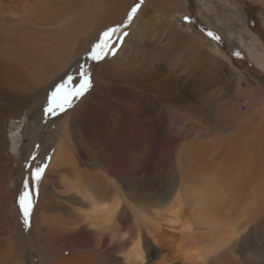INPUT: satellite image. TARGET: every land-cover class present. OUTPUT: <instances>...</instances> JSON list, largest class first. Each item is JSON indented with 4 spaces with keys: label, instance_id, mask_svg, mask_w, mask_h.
I'll use <instances>...</instances> for the list:
<instances>
[{
    "label": "bare ground",
    "instance_id": "bare-ground-1",
    "mask_svg": "<svg viewBox=\"0 0 264 264\" xmlns=\"http://www.w3.org/2000/svg\"><path fill=\"white\" fill-rule=\"evenodd\" d=\"M139 2L0 0L2 264L9 260L14 264H31V256L18 245L11 231L7 169L20 156L21 139L34 127L35 123L31 126L28 118L38 101L30 103L32 98L56 87L65 73L89 53L102 33L116 26H121V34L120 39L113 37L114 52L99 61L94 70L89 67L93 82L85 93L89 94L88 99L96 94L95 90L111 89V81L119 86L126 84L134 91L128 98L131 118L140 120L145 95L155 97L165 86V82L157 81L151 62L169 59V55L178 52V58L183 56L192 62L194 75L201 73L199 47L175 26L183 16L181 0H143L132 21L124 27L128 13ZM159 13L165 20L156 31L153 23L160 20ZM147 21L152 27L147 28ZM87 61L93 62L90 58ZM246 94L260 110L257 124L250 121L237 125L221 133L224 135L217 131L202 136L199 133L200 137L183 144L175 158L177 177L171 178L168 189L162 190L160 184L155 193L148 187V191H141L136 183L138 170H131L126 174L134 188L130 197L121 186L125 175L122 170L127 167L123 162L127 158L119 157L113 141L106 140L114 129L107 127L109 118L115 120L117 128L123 117L115 103L110 105V112L104 107L107 99H96V103L81 99L80 110L74 107L72 111L76 99L71 107L54 115L38 138H32L33 155L40 156L39 164L46 162L47 171L33 211L30 234L35 245L50 244L57 250L62 241L73 240L76 249L67 257L63 253L57 255L53 249L42 251L37 264H148L147 246L150 252H160L158 236L162 231L171 237L167 241L171 246L179 239L180 248L174 258L158 256V264H237L238 257L253 258L248 252L264 256V97L252 89ZM149 137L169 141L170 134L167 127L155 125ZM199 138L205 141L200 143ZM8 145L12 148L10 163L5 150ZM56 185V199L44 203L46 191H54ZM256 232L261 239L255 243L252 236ZM242 237L246 239L241 241L245 244L243 253L247 252L237 255L236 244ZM258 259L261 258L255 260Z\"/></svg>",
    "mask_w": 264,
    "mask_h": 264
},
{
    "label": "rangeland",
    "instance_id": "rangeland-1",
    "mask_svg": "<svg viewBox=\"0 0 264 264\" xmlns=\"http://www.w3.org/2000/svg\"><path fill=\"white\" fill-rule=\"evenodd\" d=\"M132 1L134 2L135 0ZM181 2L184 8L183 16L180 18L181 20H178L175 26L178 27H176L178 29L177 31L181 32L183 30L181 33L190 36L191 40L199 47V60H201L200 63H202L201 73L197 72L196 75H194V72L191 71L193 66L192 62L183 56L178 58L181 55L180 53L178 54V52L169 55V59H157L151 62L157 75V81H159V83L165 82V86L162 88L161 92L156 93L158 95L155 97L152 96L151 98L145 95L142 101L144 107L139 113L140 120H134L133 117L131 118L129 111L131 107L128 108L130 105L128 98L130 92L134 91L129 89L126 84L121 85L125 86V88H122L111 81L109 82L112 87L109 88L111 89L95 90L96 94H93L91 98L95 103L96 99H101V102L107 99L104 105L106 110L111 112L113 109L110 105H114L115 103L114 107L117 106L123 113V117L120 118V125L117 128L114 127L117 125L115 120L109 118L107 127L114 129L106 140L108 139L109 142L113 141L116 145L115 150L119 157L127 158L124 160L123 164H127L125 168L129 171L125 168L123 169L124 171L122 170L125 175L123 177L124 179H122L123 182H121V186L127 193V197H130V191H134V188L132 182L130 181L129 183L127 179L129 177H127L126 174H130L134 169L135 171L138 170L139 173V178L136 180V183H138L137 188H141V191L147 190L148 187V190L152 188L151 191L155 193L160 184H163L162 190L168 189V183L171 181V178L177 177L175 158L183 144H187L197 135L200 137L203 134H211L216 131L217 134L224 135L221 133L226 130L225 133H227L237 125H246V123L250 121L254 122V124L258 123L257 113H259L260 110L257 106L251 104V97L246 93L247 90L252 89L257 91L258 94H263L262 96L264 97V0H181ZM158 15L161 16L160 20L153 23V25L157 27L156 31L159 30L158 27L161 26L162 22L165 20V18H162L161 13ZM185 17L189 19L185 20ZM148 22L149 21L146 22L148 25L147 28L152 27V23L149 22L148 24ZM208 32H212L219 36L220 39L218 41L213 40L207 35ZM115 45L114 42V46ZM237 53L239 55H237ZM87 59H89L88 54L79 59L77 64L65 73L59 84L66 80L69 75L74 77L77 76L78 69L81 65L88 68L91 67L92 70H94L99 64L96 61L90 64ZM115 85L116 87H114ZM54 90L55 87L49 91H43L42 94H39L36 98H32V101H29L30 103H36V101H38V105L36 104L37 107H35L36 110L31 114V117H29L30 119L28 118L31 126L33 122L35 124L33 125L34 127H32L31 133L23 137L20 141L18 146L20 156L16 157L14 161H10L11 164L7 169V190L10 196L7 214L8 218L10 217L9 220L13 224L11 226V231H13V237L17 240L18 245H22L24 252H27V254L31 256L29 259L31 264L38 263L39 254L42 253V251H50L53 249L58 252L57 255L59 253L62 255L63 253L62 256L67 257L70 251L73 252L76 249V242L73 240L62 241L63 243L61 242L60 248L57 250L51 248L52 246L50 244L45 247L35 245L33 242L34 238L30 234L33 226V211L39 201L40 193H42L41 184L47 171L45 168L38 183L32 180L31 174L35 171L36 167L41 165V167H43L46 165V162L45 164H39L40 156L33 155L34 142H32V138H38L39 134L50 125V122L54 119L53 117H55L54 115L45 113L48 96ZM117 93H119V96L116 95ZM160 94H164V98L163 96L160 98ZM88 95L89 94H84L80 97V100L78 99L74 103L72 111L76 108L80 110L79 106L82 100L91 102V99L87 98ZM95 95L99 97H95ZM107 101H109L108 106L110 110L107 107ZM27 103H25V105ZM83 110L82 108L81 112ZM149 111L152 113H149ZM79 119L80 118H78V120ZM155 125H158V127L161 125L167 127L170 134L169 141H171V143H169L168 140L158 141L155 138L149 137L152 126L154 127ZM118 128L122 130H117ZM118 136H120V138ZM79 137L80 135L76 136L77 139ZM206 139H209V137ZM197 141L201 143L205 140L199 138ZM11 149L9 145L5 149L8 150L7 163H10ZM185 149H188V146H186ZM153 166L156 173L153 172ZM143 169H145V171ZM149 169H152V173H150ZM147 171H149V175L146 173ZM143 173L145 175H142ZM153 173L155 174L154 176L152 175ZM25 181H29L28 191L32 195L31 198L34 197L32 198L34 205L32 203L30 226L28 227L24 225L23 213L20 211L19 206V198L21 194L25 192ZM152 185L155 186L151 187ZM55 188L57 189L54 191L52 189L46 191L44 203L54 202L56 199L54 192L59 191V186L56 185ZM39 189L40 191H38ZM165 207L166 206H163V209H165ZM258 234L260 233L256 232L253 234V242H255V240L258 242L261 239V234ZM243 237V240L241 239L237 242L239 245L236 244V246H238L236 250L237 255H242L247 252L243 253L245 244L242 242L246 240ZM158 240L161 244V248L158 246L160 252H150L147 246V254L149 253L148 264H158V256L161 257L162 255V257L174 258L178 252L177 248H180L178 247L180 246L179 239L175 240V244L172 245L173 247L169 244L170 242H167L171 240V237L166 231L161 232L158 236ZM30 245L33 247L31 248ZM143 247L145 248V246ZM28 249H30L29 253L27 251ZM0 251H3L2 245H0ZM248 253H250L253 258L243 257L241 260L238 257L236 259L237 264H257V262L264 264V259H262L264 256L256 254V252ZM256 257L262 260H255ZM1 262L2 260L0 259V264H2ZM7 264H14V262L9 260ZM226 264L230 263L226 262Z\"/></svg>",
    "mask_w": 264,
    "mask_h": 264
},
{
    "label": "snow or ice",
    "instance_id": "snow-or-ice-1",
    "mask_svg": "<svg viewBox=\"0 0 264 264\" xmlns=\"http://www.w3.org/2000/svg\"><path fill=\"white\" fill-rule=\"evenodd\" d=\"M143 0H140L139 3L135 4L127 16V21L125 22L124 27L127 26L136 15L138 9L140 8ZM188 20V17L184 18ZM121 26L108 28L102 33L99 38V41L91 48L88 53V56L91 60L99 62L103 60L108 55L114 52V41L113 37L116 36L117 39H120ZM127 33H122L126 35ZM207 35L213 40H219L220 37L208 32ZM237 55H239L237 53ZM92 87V73L88 67L83 65L78 69L77 76L69 75L66 80L58 84L55 87V90L51 92L48 96L47 107L45 108L46 114L56 115L58 112L65 111L66 107H71L72 102L76 99L82 97L85 93L89 91ZM46 165L41 167H36L35 171L32 173V178L37 183L41 179ZM20 211L23 213L24 225L25 227L30 226V215L32 209V199L31 194L28 191V182L25 181V192L21 194L19 198Z\"/></svg>",
    "mask_w": 264,
    "mask_h": 264
}]
</instances>
